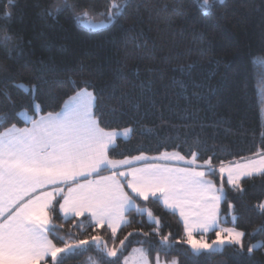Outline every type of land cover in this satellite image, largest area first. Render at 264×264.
Wrapping results in <instances>:
<instances>
[{
	"label": "trees",
	"instance_id": "1",
	"mask_svg": "<svg viewBox=\"0 0 264 264\" xmlns=\"http://www.w3.org/2000/svg\"><path fill=\"white\" fill-rule=\"evenodd\" d=\"M58 2L0 0V36L19 40L11 51L0 46V116H7V122L0 121V131L12 124L28 125L16 113L33 115V95L41 114L55 113L87 87L98 97L95 112L100 127L132 129L127 140L119 138L110 149L111 159L164 152L190 159L196 151L199 163L213 156L217 168L220 161L241 162L264 152V0L213 3L207 15L202 0H81L76 11L88 15H81L80 21L106 19L113 4L119 6L113 12H123L109 27L94 32L74 21L71 11L56 19L39 15L42 8ZM6 12L11 17H5ZM20 83L35 85L34 94L21 92L15 87ZM213 177L219 181L216 174ZM241 187L243 192L225 186L221 217L228 220L229 204L234 206L233 226L246 233V248L264 242V213L258 208L264 202V177L245 178ZM136 203L160 220V235L152 232L156 225L136 210L128 213L131 223L114 242L105 228H88L84 217L78 218L85 224L81 234L74 224L77 218H62L58 205L52 222L58 236L83 240L102 235L110 247L120 246L119 241L133 232L121 247L119 264L138 247L152 263L159 256L178 264H264V247L251 257L229 245L194 255L180 243L186 237L175 213L160 202L137 199ZM144 232L151 234L146 237ZM163 236L171 245L166 252L161 250ZM88 247L65 264H83L88 258L98 264L95 246Z\"/></svg>",
	"mask_w": 264,
	"mask_h": 264
},
{
	"label": "snow or ice",
	"instance_id": "2",
	"mask_svg": "<svg viewBox=\"0 0 264 264\" xmlns=\"http://www.w3.org/2000/svg\"><path fill=\"white\" fill-rule=\"evenodd\" d=\"M15 0H9L14 4ZM81 0H59L54 7L42 8L39 15L52 19L64 11H71L74 21L79 22L87 11L77 12ZM225 0H202L203 14L207 15L213 3L223 4ZM127 2L124 11L127 9ZM113 4L106 14L109 21L123 12H113ZM5 17H11L6 12ZM90 29L99 25L89 24ZM19 44L11 35L0 36V46L11 51ZM87 83V82H85ZM75 85V82L73 81ZM24 94L35 92V85L16 84ZM7 96V93H4ZM97 95L81 88L69 97L59 112H43L32 96L31 117L25 119L28 127L18 128L12 124L0 133V264H65V260L78 256L94 245L99 256L98 264H119L121 249L109 248L102 235L77 240L71 236L65 239L57 235L53 224L56 205L59 213L67 220L76 217V227H87L93 231L106 228L111 232L113 242L118 230L131 223L127 216L131 209L143 215L146 211L137 207V199L162 202L165 208L178 209L184 224L185 239L180 243L190 245L194 255L219 251L224 245L238 246L240 254L246 251L249 257L264 242L249 244L246 248L243 238L246 233L235 227H221L220 204L226 199L223 182L217 187L207 176L218 171L223 181L227 173V184L233 190L243 192L241 178L264 177V152L257 153L259 159L247 160L244 164L225 166L220 161L214 167V157L199 163V153L192 151L191 158L185 159L178 152L161 153L149 158L143 154L121 160L110 158V149L115 147L116 131H105L96 118ZM26 117V111L16 117ZM7 122V116H0ZM132 129H124L126 137ZM156 161L149 163V160ZM183 161L184 167H170L159 161ZM145 162L137 167V162ZM108 172V175H103ZM95 175L97 179H89ZM194 205V207H192ZM234 206L229 204V208ZM264 213V202L258 205ZM186 209H191L188 211ZM148 220L155 223L152 232L160 235V220L147 211ZM90 218V219H89ZM214 231L216 240L211 244L194 238V232L207 234ZM144 232L142 235L149 236ZM129 232L120 240L123 247ZM63 246H58L57 242ZM163 251L171 247L169 237L161 238ZM141 254L144 255L143 250ZM50 257V260L48 259ZM156 264H160L159 256ZM171 264H178L176 259Z\"/></svg>",
	"mask_w": 264,
	"mask_h": 264
},
{
	"label": "rangeland",
	"instance_id": "3",
	"mask_svg": "<svg viewBox=\"0 0 264 264\" xmlns=\"http://www.w3.org/2000/svg\"><path fill=\"white\" fill-rule=\"evenodd\" d=\"M112 22H113V20H111V21H109V20H106V19H103V20H100V21H93V20H89V19H84V20H82V21H80V25L83 27V28H85V29H87V30H90V31H98V30H102V29H105V28H107V27H109L111 24H112ZM89 24H93V25H99V27H96L95 29H90L89 27H88V25ZM27 113V112H26ZM28 117H30L29 116V114L27 113V116L26 117H20L23 121H25V119H27ZM117 133H119L120 135H118V137H121V139H124V140H127L129 137H130V135H131V132L128 134V136H124L122 133H123V130H120V131H117V130H115ZM109 132H111V131H109ZM173 153V152H172ZM145 156H147V155H145ZM157 156H159V155H157ZM157 156H147V157H149V158H152V157H157ZM185 159H188V158H185ZM256 159H259V157L258 158H256ZM248 160H250V159H248ZM247 160H245V161H241V162H235V163H231V164H233V165H235V164H244L245 162H246ZM149 163H154V162H156V161H152L151 159L148 161ZM145 162H143V161H141V162H139L136 166L137 167H140V166H143V164H144ZM159 163H167L168 164V166H170V167H176V168H181V167H184L185 165H184V162L183 161H175V160H173V161H159ZM230 164V163H229ZM229 164H226L225 166L227 167ZM217 169H218V167H217ZM216 175L219 177V181L218 182H216L215 180H214V175L212 176V175H210V176H207L206 177V179H210V180H212L213 182H214V184L217 186V187H220V185H221V183L223 182V184H224V189L226 190V188H225V186H228V187H231V186H229L228 184H227V173H225V175H224V177H223V181L221 180V177H220V174H219V172L217 171L216 172ZM246 178H248V177H246ZM243 179H245V177H242L241 178V181L243 180ZM139 200V199H138ZM140 201H143V200H140ZM143 202H145V201H143ZM161 203V205L163 206V208L165 209V210H167V211H170V212H173V213H175L177 216H178V218H179V220H180V222L182 223V226H183V230H184V224H183V221L181 220V217H180V215H179V210L178 209H169V208H165L164 207V205L162 204V202H160ZM223 203V201L221 202V204ZM221 204H220V211H219V216H220V219H221V227H234L233 226V224H234V222H235V217H234V215H233V211H232V208L230 209L229 208V211H228V214H227V216H228V220H226L227 218L226 217H221ZM136 205H137V203H136ZM137 207H139L138 205H137ZM192 207H194V205L192 206ZM146 211L144 212V214L143 215H145L146 216V219H147V221L149 222V223H152V224H155V223H153V222H150L149 220H148V216H147V211L149 210L147 207H143ZM186 210H188V211H191V209H186ZM153 216L155 217V218H157L154 214H153ZM228 223V225H225V224H223V223ZM106 229V228H105ZM106 230H108V229H106ZM121 230V229H120ZM120 230H118V232L120 231ZM109 232H110V230H108ZM238 231V230H237ZM111 233V232H110ZM212 233H215L214 231H210V232H208L207 234H204V233H200V232H194V238L196 239V240H199L200 239V237L203 235V237H204V241L206 242V243H209V244H211L214 240H216V235H215V237H210V234H212ZM258 243V242H257ZM254 244H256V243H254ZM188 245V244H187ZM109 246V245H108ZM117 247V248H120L121 249V246H119V245H111V247ZM189 246V248L191 249V247H190V245H188ZM225 246H227V245H224V246H222L221 248H220V250L219 251H221ZM110 246H109V248H111ZM141 250H143V253H144V255H142L141 254ZM191 251H192V249H191ZM213 252H218V251H213ZM157 258V257H156ZM156 258L154 259V262L152 263L151 261H150V259H149V257H148V255H147V253H146V251L143 249V248H141V247H138V248H134L125 258H124V260H123V264H156ZM93 258H88L83 264H96L95 263V260L93 259ZM159 260H160V258H159ZM172 261V260H171ZM171 261H169V262H164V261H161L160 260V264H171Z\"/></svg>",
	"mask_w": 264,
	"mask_h": 264
},
{
	"label": "crops",
	"instance_id": "4",
	"mask_svg": "<svg viewBox=\"0 0 264 264\" xmlns=\"http://www.w3.org/2000/svg\"><path fill=\"white\" fill-rule=\"evenodd\" d=\"M28 126H30V125H26V126H24V127H28ZM18 128H23V127H18ZM5 130H3V131H0V133H2V132H4ZM119 138H121V137H118L117 136V140L119 139ZM117 140H116V142H117ZM256 158H258V157H255V158H252V159H256ZM139 162H137V164H138ZM109 173L108 172H104L103 173V175H108ZM246 178V177H245ZM89 179H97V177L95 176V175H93L92 177H89ZM135 210V208H133V209H131L130 210V212L131 211H134ZM61 215V217L63 218V216H62V214H60ZM71 218H76V217H70V218H68V219H71ZM49 260H50V257L48 258Z\"/></svg>",
	"mask_w": 264,
	"mask_h": 264
}]
</instances>
